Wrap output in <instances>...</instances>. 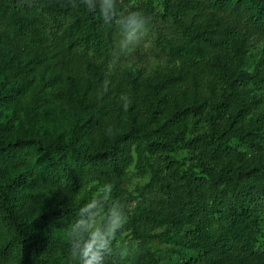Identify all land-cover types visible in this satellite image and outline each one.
I'll return each instance as SVG.
<instances>
[{"label": "trees", "instance_id": "obj_1", "mask_svg": "<svg viewBox=\"0 0 264 264\" xmlns=\"http://www.w3.org/2000/svg\"><path fill=\"white\" fill-rule=\"evenodd\" d=\"M263 228L264 0H0V264H264Z\"/></svg>", "mask_w": 264, "mask_h": 264}, {"label": "rangeland", "instance_id": "obj_2", "mask_svg": "<svg viewBox=\"0 0 264 264\" xmlns=\"http://www.w3.org/2000/svg\"><path fill=\"white\" fill-rule=\"evenodd\" d=\"M158 26H163L161 23H157ZM167 27L164 28V31L167 32ZM141 29L134 31L131 35L123 36L119 41L118 46V55L117 59L120 60L121 67L131 66L138 71L142 72L145 75L152 74L155 70L164 66L165 62L160 53V50L156 47L157 33L156 31H146L142 36L139 37ZM176 157L180 160H185L188 158L187 152L180 151ZM147 182V179L133 178L132 185L130 187L131 191H134L137 186L143 185ZM149 233L156 234L159 231H153ZM264 234V228H263ZM264 238V235H263ZM130 239L129 235H125L122 240L128 243ZM151 248L154 251H163L168 247L160 243H154L151 245ZM165 263H172L174 258L170 255H164Z\"/></svg>", "mask_w": 264, "mask_h": 264}, {"label": "clouds", "instance_id": "obj_3", "mask_svg": "<svg viewBox=\"0 0 264 264\" xmlns=\"http://www.w3.org/2000/svg\"><path fill=\"white\" fill-rule=\"evenodd\" d=\"M110 6H111L110 3L106 4V7H110ZM140 27H141V31H140L139 37L142 36L147 31V26L146 25H141Z\"/></svg>", "mask_w": 264, "mask_h": 264}]
</instances>
